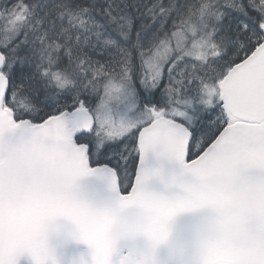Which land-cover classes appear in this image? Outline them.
<instances>
[{
    "label": "snow or ice",
    "instance_id": "1",
    "mask_svg": "<svg viewBox=\"0 0 264 264\" xmlns=\"http://www.w3.org/2000/svg\"><path fill=\"white\" fill-rule=\"evenodd\" d=\"M60 217L91 264H264V0H0V264Z\"/></svg>",
    "mask_w": 264,
    "mask_h": 264
},
{
    "label": "water",
    "instance_id": "2",
    "mask_svg": "<svg viewBox=\"0 0 264 264\" xmlns=\"http://www.w3.org/2000/svg\"><path fill=\"white\" fill-rule=\"evenodd\" d=\"M80 183L86 192L93 184L89 178L81 180ZM74 231L75 225L66 218L60 217L50 223L48 244L57 264H79L82 259L91 264L90 247L74 239L72 236ZM17 264H34V261L31 255L25 252L18 258Z\"/></svg>",
    "mask_w": 264,
    "mask_h": 264
}]
</instances>
